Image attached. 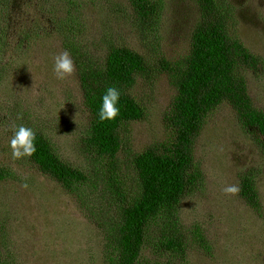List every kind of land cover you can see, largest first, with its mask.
Segmentation results:
<instances>
[{
	"label": "rangeland",
	"instance_id": "rangeland-1",
	"mask_svg": "<svg viewBox=\"0 0 264 264\" xmlns=\"http://www.w3.org/2000/svg\"><path fill=\"white\" fill-rule=\"evenodd\" d=\"M230 1L235 7L234 33L264 62V0ZM14 3L7 52L1 54L0 65V164L12 173L0 180L2 261L108 264L103 230L95 222L102 209L113 212L104 175H121L126 186L137 187L134 154L174 139V129L164 117L176 88L162 72L152 79L139 78L133 94L146 108V116L124 126V147L116 161L99 159L97 166L92 160L95 155L83 142L90 113L77 65L74 62V73L61 80L53 71L54 57L64 51L71 55L72 46L101 55L115 43L133 47L151 60L158 55L177 60L191 48L192 32L200 20L198 4L196 0H164L155 32L144 36L130 16L129 0ZM246 77L255 106L264 111V64ZM20 124L43 131L72 165L91 174L99 168L100 177L85 187V194L71 192L40 172L28 157L13 160L10 140L14 126ZM195 156L204 184L183 199L180 224L190 233L198 231L206 243L192 241L186 256L177 257L150 244L142 264H264V137L244 129L235 110L224 102L208 116ZM249 169L257 173L259 211L239 192L222 190L227 185L240 189V174Z\"/></svg>",
	"mask_w": 264,
	"mask_h": 264
},
{
	"label": "trees",
	"instance_id": "trees-1",
	"mask_svg": "<svg viewBox=\"0 0 264 264\" xmlns=\"http://www.w3.org/2000/svg\"><path fill=\"white\" fill-rule=\"evenodd\" d=\"M129 2L133 11L130 16L144 36L154 33L164 0ZM196 2L200 20L192 32L191 48L177 60L165 55L151 60L133 47L115 43L108 45L106 53L97 55L65 41L72 46L79 86L90 113L83 142L95 155L92 160L97 166L99 159L116 161L124 147L122 129L146 116V108L133 94L139 78L152 79L162 72L176 88L164 117L174 129V139L134 154L131 162L137 174V187L132 190L126 186L121 175H104V183L110 186L113 212L102 209L95 222L103 230L108 264H142L150 244L159 251H169L172 257L186 256L192 241L205 245L206 239L198 231L190 233L181 226L180 205L204 184L195 146L208 116L217 107L228 103L244 129L264 137V111L255 106L246 77L247 72L261 69L262 58L251 52L234 33L235 7L230 0ZM14 4V0H0V65L1 54L7 52V26L12 21ZM110 86L121 91L120 115L115 121L101 122L98 119L101 97ZM33 129L37 151L29 160L64 189L85 194V187L100 177V169L96 167L91 174L72 165L57 152L43 131ZM9 175H12L11 168L0 164V180ZM256 175L252 169L240 174L239 194L259 211L262 204ZM94 185L97 186L96 180ZM5 262L0 254V264ZM146 262L145 257L143 263Z\"/></svg>",
	"mask_w": 264,
	"mask_h": 264
},
{
	"label": "clouds",
	"instance_id": "clouds-1",
	"mask_svg": "<svg viewBox=\"0 0 264 264\" xmlns=\"http://www.w3.org/2000/svg\"><path fill=\"white\" fill-rule=\"evenodd\" d=\"M53 71L56 77L61 80L74 73V60L68 51H64L54 57ZM120 100V89L116 86L108 87L101 97L98 119L101 122L115 121L120 115ZM10 148L13 160L33 156L37 151L36 132L34 129L24 124L14 126ZM222 190L226 194H237L240 191L238 185H227Z\"/></svg>",
	"mask_w": 264,
	"mask_h": 264
}]
</instances>
